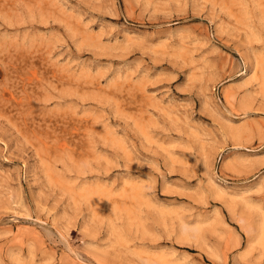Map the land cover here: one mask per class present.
Instances as JSON below:
<instances>
[{
    "label": "rangeland",
    "instance_id": "1",
    "mask_svg": "<svg viewBox=\"0 0 264 264\" xmlns=\"http://www.w3.org/2000/svg\"><path fill=\"white\" fill-rule=\"evenodd\" d=\"M264 0H0V264H264Z\"/></svg>",
    "mask_w": 264,
    "mask_h": 264
},
{
    "label": "bare ground",
    "instance_id": "2",
    "mask_svg": "<svg viewBox=\"0 0 264 264\" xmlns=\"http://www.w3.org/2000/svg\"><path fill=\"white\" fill-rule=\"evenodd\" d=\"M262 229H263V232H264V218H263V221H262Z\"/></svg>",
    "mask_w": 264,
    "mask_h": 264
}]
</instances>
